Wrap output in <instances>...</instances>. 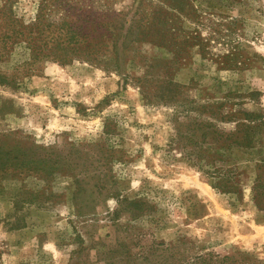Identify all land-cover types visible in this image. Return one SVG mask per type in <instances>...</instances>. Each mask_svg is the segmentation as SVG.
Here are the masks:
<instances>
[{
  "label": "rangeland",
  "instance_id": "obj_1",
  "mask_svg": "<svg viewBox=\"0 0 264 264\" xmlns=\"http://www.w3.org/2000/svg\"><path fill=\"white\" fill-rule=\"evenodd\" d=\"M43 1L0 0V10L18 22V38L0 62V134L27 137L63 156L80 151L89 160L80 161L85 176L107 172L104 180L117 182L121 199H143L153 209L136 220L124 213L114 223L108 214L117 200L88 191L76 204L70 177L5 175L0 264H105L118 240L137 237L144 245L185 238L199 250L240 252L264 264V192L259 209L254 190L259 179L264 188V0H65L61 11L51 6L47 19L59 20L71 6L96 23L97 38L108 36L106 19L108 61L28 67L27 36ZM172 84L185 98L212 106L219 129L254 126L253 147L226 150L220 164L240 174L239 194L220 193L170 149L175 116L185 121L187 114L159 101L155 89ZM189 116L210 118L200 110ZM100 147L116 154L111 167L97 171ZM96 182L88 177L85 187ZM77 205L96 214L78 216Z\"/></svg>",
  "mask_w": 264,
  "mask_h": 264
},
{
  "label": "trees",
  "instance_id": "obj_2",
  "mask_svg": "<svg viewBox=\"0 0 264 264\" xmlns=\"http://www.w3.org/2000/svg\"><path fill=\"white\" fill-rule=\"evenodd\" d=\"M234 1V0H231ZM65 0H54L49 4L44 0L39 8L37 23L31 28L27 41L31 50V59L28 67L36 66L39 62H54L62 65H71L76 60L96 63L107 60V42L111 41L108 22L103 23V29L108 33L100 38L95 36L96 23L84 21V17L76 15L70 10L61 14L57 21L47 19L51 6L59 11L63 9ZM70 4H66L69 6ZM0 10V62L7 57L9 47L18 38L16 24L18 22L7 12ZM101 25V24H100ZM33 30V31H32ZM102 49V52H101ZM102 59V60H100ZM0 85H4L3 80ZM183 88L172 84L168 87L155 89L156 98L164 104L181 108L186 113L185 121L178 115L174 119L176 134L170 142V149L182 154L190 164L202 170L213 181V186L222 194H239V173L233 169H225L220 166L226 150L232 148H252L254 144V126L251 124L237 123L236 131L225 132L219 129L215 122L214 108L212 106H200L193 100L184 97ZM147 92V90H146ZM178 95V96H177ZM150 98V97H149ZM203 111L210 114L209 119L192 118L190 113ZM246 116V114H245ZM246 120V119H245ZM111 121L105 126V133L111 135ZM80 151L63 156L55 147H40L29 138L21 140L14 138L13 134H0V179L5 175H13L18 178L30 177L50 181L58 175L67 176L74 180L76 186L75 203L77 204L83 194L96 192L104 200L115 199L118 208L108 216L115 223L120 216L129 213L131 220L141 218L150 213L153 207L143 199H121L122 195L117 188V182L113 179L110 183L104 180L109 174L95 172L93 176H85L80 161L89 162ZM102 156L95 160L99 168L111 167L116 150L100 147ZM95 159L94 154L90 157ZM91 160V159H90ZM86 163V162H85ZM92 165V164H91ZM111 172V171H108ZM96 182L87 189L86 178ZM255 201L257 207L262 209L260 199L264 188L257 180L255 186ZM259 192V193H258ZM82 206L77 205V215L81 217L93 216L94 210L84 212ZM128 230V228H127ZM105 264H263L261 261L248 258L240 252L219 254L205 249L199 250L197 246L185 238L177 244L169 245L163 241H153L149 245L142 244L141 238L133 240L126 238L118 240L116 245L105 253Z\"/></svg>",
  "mask_w": 264,
  "mask_h": 264
}]
</instances>
